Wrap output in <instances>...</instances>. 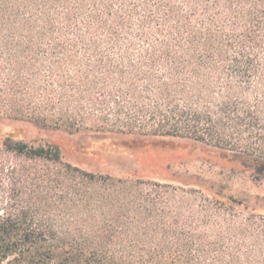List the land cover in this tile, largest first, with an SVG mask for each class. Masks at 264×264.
<instances>
[{
    "label": "trees",
    "instance_id": "trees-1",
    "mask_svg": "<svg viewBox=\"0 0 264 264\" xmlns=\"http://www.w3.org/2000/svg\"><path fill=\"white\" fill-rule=\"evenodd\" d=\"M0 80L36 123L188 139L264 174V0H0ZM61 168L31 183L55 214L0 218V264H264V214L233 197Z\"/></svg>",
    "mask_w": 264,
    "mask_h": 264
},
{
    "label": "rangeland",
    "instance_id": "rangeland-1",
    "mask_svg": "<svg viewBox=\"0 0 264 264\" xmlns=\"http://www.w3.org/2000/svg\"><path fill=\"white\" fill-rule=\"evenodd\" d=\"M6 83L7 80H0V90L8 88ZM21 99V95L9 93L7 89L0 103V218L22 206H30L49 216L55 214L53 200L45 196L48 188H38L31 183L37 179L42 186L49 185L58 171L65 172L61 167L66 163L95 174L155 179L195 187L227 203H231L233 197L240 202L238 208L264 214V174L239 161L179 137L106 132L88 121L74 128L62 125V121L59 125L54 121L42 125L30 120L29 110L23 109ZM8 136L12 142H24L33 147L56 145L61 152L60 163L17 153L4 143ZM52 194L59 197L63 193L58 189ZM57 205L60 206L56 202ZM65 222L64 218L59 219V226L64 228Z\"/></svg>",
    "mask_w": 264,
    "mask_h": 264
}]
</instances>
